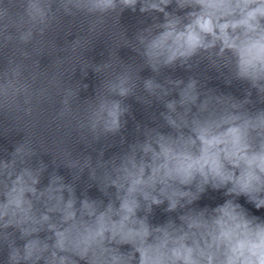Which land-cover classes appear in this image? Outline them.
Returning <instances> with one entry per match:
<instances>
[{
  "label": "clouds",
  "instance_id": "clouds-1",
  "mask_svg": "<svg viewBox=\"0 0 264 264\" xmlns=\"http://www.w3.org/2000/svg\"><path fill=\"white\" fill-rule=\"evenodd\" d=\"M18 6L16 19L0 11V134L23 133L0 156L3 264H264V213L247 207L264 210V0H18ZM125 12L143 17L131 36L121 24ZM50 33V63L63 65L70 50L92 66L72 68L61 110L42 124L55 75L41 67L43 55L33 56ZM114 40L135 53L131 62L118 52L120 63L86 58L97 44L111 57ZM136 57L151 76L135 71ZM201 65L204 87L196 74ZM178 68L190 73L187 79L165 74ZM77 70L99 77L93 95L81 98L89 85L73 82ZM212 71L226 86L242 85V97L207 87ZM140 89L155 100L141 99ZM161 96L167 99L159 118L170 131L137 123L136 139L127 142L128 99L150 108ZM74 101L88 106L86 117L77 119ZM72 120L83 164L80 155L65 163L39 136L42 127ZM116 137L121 150L105 159L104 143L95 146L111 140L113 147ZM49 154L52 171L41 186L49 169L42 156ZM61 166L71 182L58 174ZM93 186L106 199L90 197ZM209 190L222 201L199 206ZM156 208L168 214L165 221L153 222Z\"/></svg>",
  "mask_w": 264,
  "mask_h": 264
}]
</instances>
